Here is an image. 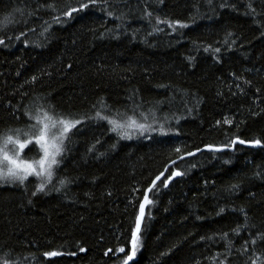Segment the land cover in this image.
Returning <instances> with one entry per match:
<instances>
[{
    "label": "trees",
    "instance_id": "obj_1",
    "mask_svg": "<svg viewBox=\"0 0 264 264\" xmlns=\"http://www.w3.org/2000/svg\"><path fill=\"white\" fill-rule=\"evenodd\" d=\"M50 3L56 11L41 7ZM69 3L77 6V0H0V20H13L0 28V137L27 130L34 121L24 113L52 111L49 105L85 121L69 133L44 192L32 195L35 178L0 184V264H122L144 190L165 165L236 137L264 144V0H97L54 24ZM157 18L189 27L173 31ZM97 110L163 124L168 135L121 140L106 121L86 119ZM38 156L36 145L22 154ZM172 170L184 175L167 188L158 182L149 194L153 203L130 264H219L228 251L223 233L232 242L225 264L257 257L264 264V240L250 243L264 233V147L201 151L169 166L162 180ZM49 251L62 255L49 260L42 255Z\"/></svg>",
    "mask_w": 264,
    "mask_h": 264
},
{
    "label": "snow or ice",
    "instance_id": "obj_2",
    "mask_svg": "<svg viewBox=\"0 0 264 264\" xmlns=\"http://www.w3.org/2000/svg\"><path fill=\"white\" fill-rule=\"evenodd\" d=\"M209 3H211V0H209ZM96 5L97 0H86V2L85 0H77V6H71V4L69 3L66 10H61L60 15H56L52 18V22L54 24H60L62 22V18L66 20H72L75 14L83 13L89 8L95 7ZM41 7H46V10H57L56 5L53 3H50L47 6L41 5ZM220 7H226V4L222 3ZM249 8L251 9V5H249ZM16 11L23 15L22 9H16ZM34 14L35 13L32 12L28 13L29 16H33ZM108 15L111 16L113 15V13L108 12ZM147 15L150 16L151 13H147ZM11 23H13V20H11L8 16H5L2 20H0V28L6 27ZM45 23L47 24V21H45ZM156 24L167 25V27L172 29L173 31L178 28L183 29L189 27L188 24L182 23L179 20L171 21L167 19L161 20L159 18H157ZM49 27H51V25H49ZM44 31L47 32L48 28L46 27ZM154 31L161 32L163 31V29L156 27L154 28ZM43 34L44 33H41V35ZM24 35L25 33L21 32L20 35L16 37V39L19 40ZM229 35H231V33H229ZM233 43H235V41H233ZM3 44H5V41L3 39H0V45ZM205 51H214L216 53H219L220 49L216 48L212 50L210 48H205ZM68 67L71 68V65H69ZM35 79L36 77H33V80ZM245 83H250V81H246ZM160 87L165 86L161 85ZM257 91H259V89H257ZM100 103L102 110L108 108V106L105 105L103 101H101ZM139 107V105H133L134 110L138 109ZM49 108L52 109V111H49L48 109H45L43 107L37 108L34 115L26 111L24 114L28 116L30 121H34V123H31L27 130L10 129L8 130V134L0 137V184L19 183L20 185H23L29 177L35 176L41 180V183H39L36 187V191L32 193V195L35 196L38 192H44L46 184L52 181L54 176L53 168L54 166L59 167L60 161L57 159V157L61 156L64 152V144L69 137V133L73 129L77 128V126L83 124L85 121L58 115L55 113V110L51 105H49ZM108 110L110 111V109ZM116 115H121L119 113V110H117ZM140 116L143 117L144 120L148 119V116L144 115L143 112L140 113ZM152 118L155 120V112L152 113ZM86 119L106 121L110 125L109 131L116 133L121 140L132 139L137 134L140 136H144L146 133H158L162 136L168 135V133L164 130L163 124H161L159 128H154L151 124L140 122L137 118H135V116H127L126 119L120 120L116 118H110L107 115H102V111L97 110L95 112V117H86ZM178 119L179 118H177V120ZM219 123L220 122L217 121V124ZM224 123L230 124L231 121L225 119ZM236 144L247 145L253 148L264 147V144H262L259 139L246 141L240 139L239 137L233 138L228 145H206L205 147L210 152H221L224 151L225 148H230L231 146ZM33 145L38 146L40 154L39 159L33 161L22 159L21 157L24 150L30 149ZM10 146L13 149L12 151H10ZM89 151H92V148H90ZM174 151L179 154L181 152V148L176 147ZM200 151L202 150L200 148H197L195 151H189L184 155H178L177 158L179 160H184L186 156L193 157ZM170 163L172 165H175L176 161L173 160ZM168 169L169 166L165 165L164 171L155 176V178L152 179L149 187L144 190L143 200L139 204V213L135 217V227L132 229L131 233V252L125 257V259L122 261V264H129V261H132L136 255L137 248L140 243V232L142 227V220L145 216V208L147 205H151L153 203V201L149 198V194L157 188L158 182H162L163 186L167 188L169 186V183L175 177L184 175V173L181 171L172 170L171 175L167 176V179L162 180ZM60 183L64 184L65 181L61 180ZM237 187L238 185H232L233 189H236ZM58 190L59 189H57V191ZM221 212H223V209H221ZM241 227H245V225H241L236 229H233V233L239 234ZM209 239H211V237H209ZM220 239L226 242V249H228V251L225 253L226 260L227 257L231 255L232 242L228 240V233H223L220 236ZM258 240H264V233L252 239L250 243L256 244ZM248 243L249 241H245L242 249L237 250L241 253V255L248 251ZM80 251L83 252L85 251V249L81 248ZM109 251L112 250L110 249ZM116 251L123 253L125 249L118 248L116 249ZM107 254L108 253L106 252L105 255ZM42 255L45 258H49L50 260V258L58 257L62 255V253L58 251H49L43 253ZM259 259V257H257L256 259H252L251 264H258ZM225 260H221L219 264H225ZM2 264H9V262L7 259H4Z\"/></svg>",
    "mask_w": 264,
    "mask_h": 264
},
{
    "label": "water",
    "instance_id": "obj_3",
    "mask_svg": "<svg viewBox=\"0 0 264 264\" xmlns=\"http://www.w3.org/2000/svg\"><path fill=\"white\" fill-rule=\"evenodd\" d=\"M236 145H240V144H236ZM234 146H235V145L231 146L230 148H225L224 151H232V150L234 149ZM241 146L248 147V148H253V147H249V146H247V145H241ZM257 148H259V147H257ZM200 149H201L202 151H208V150L206 149L205 146H203V147L200 148ZM254 149H255V148H254ZM194 151H195V150H194ZM200 152H201V151H200ZM209 152H210V151H209ZM221 152H223V151H221ZM215 153H218V152H215ZM197 154H198V153H197ZM183 155H184V154H183ZM186 158H189V157L186 156L185 159H186ZM175 161H176V163H177V162H179V161H181V160H179V159L177 158V159H175ZM168 166H172V164L170 163ZM175 178H176V177H175ZM175 178H174V179H175ZM174 179H173V180H174ZM173 180H172V181H173ZM148 187H149V186H148ZM143 197H144V196H143ZM142 200H143V198H142ZM142 200H141V201H142ZM146 209H147V206H146V208H145V212H146ZM138 213H139V208H138ZM138 213H137V214H138ZM144 217H145V216H144ZM143 220H144V218H143ZM143 220H142V224H143ZM130 252H131V240H130V251H129V254H130ZM130 263H131V261H129V264H130Z\"/></svg>",
    "mask_w": 264,
    "mask_h": 264
},
{
    "label": "rangeland",
    "instance_id": "obj_4",
    "mask_svg": "<svg viewBox=\"0 0 264 264\" xmlns=\"http://www.w3.org/2000/svg\"><path fill=\"white\" fill-rule=\"evenodd\" d=\"M37 148H38V146H37ZM13 149H12V147L10 146V151H12ZM39 150V149H38ZM39 156H40V154H39ZM39 156L37 157V158H35V159H33V160H38L39 159ZM22 159H23V157H21ZM57 159H58V157H57ZM25 160V159H24ZM33 160H27V161H33ZM54 169V168H53ZM29 178H35L39 183H41V180L39 179V178H37V177H35V176H31V177H29ZM49 184V183H48ZM48 184H46V186H45V188L47 187V185Z\"/></svg>",
    "mask_w": 264,
    "mask_h": 264
},
{
    "label": "bare ground",
    "instance_id": "obj_5",
    "mask_svg": "<svg viewBox=\"0 0 264 264\" xmlns=\"http://www.w3.org/2000/svg\"><path fill=\"white\" fill-rule=\"evenodd\" d=\"M50 10V9H49ZM3 15V14H2ZM54 33V32H53ZM168 33V32H167ZM26 48V47H25ZM60 176V175H59Z\"/></svg>",
    "mask_w": 264,
    "mask_h": 264
}]
</instances>
